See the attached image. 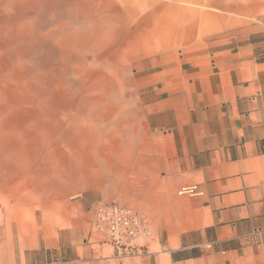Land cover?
<instances>
[{
    "label": "rangeland",
    "instance_id": "obj_1",
    "mask_svg": "<svg viewBox=\"0 0 264 264\" xmlns=\"http://www.w3.org/2000/svg\"><path fill=\"white\" fill-rule=\"evenodd\" d=\"M249 42L263 61L264 0H0V264L99 202L160 208L130 171L155 74Z\"/></svg>",
    "mask_w": 264,
    "mask_h": 264
},
{
    "label": "crops",
    "instance_id": "obj_2",
    "mask_svg": "<svg viewBox=\"0 0 264 264\" xmlns=\"http://www.w3.org/2000/svg\"><path fill=\"white\" fill-rule=\"evenodd\" d=\"M257 46L188 53L155 74L163 76L154 88L161 96L147 106L145 131L132 134L130 161L132 202L160 207L148 218L137 210L154 228L143 254L118 256L91 213L82 226L27 248L16 264H264V60L253 56Z\"/></svg>",
    "mask_w": 264,
    "mask_h": 264
},
{
    "label": "built area",
    "instance_id": "obj_3",
    "mask_svg": "<svg viewBox=\"0 0 264 264\" xmlns=\"http://www.w3.org/2000/svg\"><path fill=\"white\" fill-rule=\"evenodd\" d=\"M194 190L195 188H190L185 192L192 194ZM93 214L95 231L106 236L118 256L135 257L143 254L152 229L137 210L116 202H99L95 205Z\"/></svg>",
    "mask_w": 264,
    "mask_h": 264
}]
</instances>
